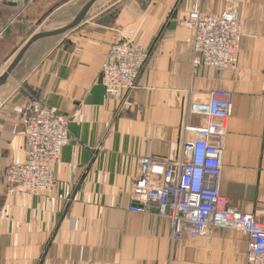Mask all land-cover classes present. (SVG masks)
Here are the masks:
<instances>
[{
    "label": "crops",
    "instance_id": "crops-1",
    "mask_svg": "<svg viewBox=\"0 0 264 264\" xmlns=\"http://www.w3.org/2000/svg\"><path fill=\"white\" fill-rule=\"evenodd\" d=\"M88 1L27 0L6 28L18 9L0 0V75L33 34L67 25ZM231 6L242 17V73L193 71L187 16ZM122 39L152 54L138 88L115 99L101 74L110 47ZM218 88L233 94L221 192L240 211H253L264 205V0H97L79 26L34 43L0 88V264H246L248 238L240 232L172 240L156 206L129 210L142 160L178 156L186 126L203 119L188 114L190 101ZM31 99L67 117L70 139L52 191L9 194L5 174L24 159Z\"/></svg>",
    "mask_w": 264,
    "mask_h": 264
},
{
    "label": "built area",
    "instance_id": "built-area-1",
    "mask_svg": "<svg viewBox=\"0 0 264 264\" xmlns=\"http://www.w3.org/2000/svg\"><path fill=\"white\" fill-rule=\"evenodd\" d=\"M17 13L6 28L28 6L27 0H12ZM186 26L193 32L191 66L212 67L222 72L242 73L240 52L243 38L238 6L219 14L200 10L189 13ZM151 50L133 39L114 43L102 67L101 80L106 95L128 98L138 88L148 66ZM233 94L213 89L206 96L190 101L188 114L203 117L200 126H186V137L178 156L143 159L130 188V211L156 214L169 220L172 240L186 235L201 237L216 229H231L248 238L247 263L264 264V205L243 212L229 204L221 192L223 165L221 146L232 111ZM24 159L10 165L6 181L10 193L21 191L40 195L52 191L56 166L68 144L69 120L53 107L37 99L27 102L23 117ZM194 137L189 139L187 134Z\"/></svg>",
    "mask_w": 264,
    "mask_h": 264
},
{
    "label": "water",
    "instance_id": "water-1",
    "mask_svg": "<svg viewBox=\"0 0 264 264\" xmlns=\"http://www.w3.org/2000/svg\"><path fill=\"white\" fill-rule=\"evenodd\" d=\"M97 0H89L78 12V14L74 17V19L68 23L67 25L54 29V30H46V31H40L38 33L33 34L22 46V48L18 51L14 59L11 61V63L8 65V67L5 69V71L0 75V88L7 82L9 77L12 75L13 71L16 69V67L19 65V63L22 61L23 57L27 53V51L30 49V47L36 43L37 41L52 37V36H58L64 33L69 32L70 30L76 28L79 26L85 17L87 16L88 12L90 11L91 7L95 4Z\"/></svg>",
    "mask_w": 264,
    "mask_h": 264
},
{
    "label": "rangeland",
    "instance_id": "rangeland-1",
    "mask_svg": "<svg viewBox=\"0 0 264 264\" xmlns=\"http://www.w3.org/2000/svg\"><path fill=\"white\" fill-rule=\"evenodd\" d=\"M13 23H14V22H13ZM13 23H12V24H13ZM12 24H11V25H12ZM9 26H10V25H9ZM31 100H32V99H31ZM29 101H30V100H29ZM7 169H8V168H7ZM5 181H6V174H5ZM6 182H7V181H6ZM7 183H8V182H7ZM8 185H9V184H8ZM55 185H56V183H55ZM9 188H10V186H9ZM9 188H8V193H9V194H12V193L9 192ZM44 194H46V193H44Z\"/></svg>",
    "mask_w": 264,
    "mask_h": 264
},
{
    "label": "bare ground",
    "instance_id": "bare-ground-1",
    "mask_svg": "<svg viewBox=\"0 0 264 264\" xmlns=\"http://www.w3.org/2000/svg\"><path fill=\"white\" fill-rule=\"evenodd\" d=\"M186 25V24H185Z\"/></svg>",
    "mask_w": 264,
    "mask_h": 264
}]
</instances>
